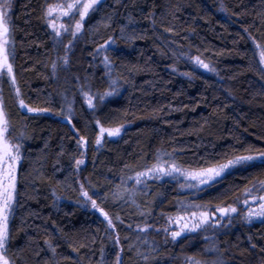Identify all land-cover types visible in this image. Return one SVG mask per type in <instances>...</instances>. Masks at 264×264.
<instances>
[{
	"label": "trees",
	"instance_id": "trees-1",
	"mask_svg": "<svg viewBox=\"0 0 264 264\" xmlns=\"http://www.w3.org/2000/svg\"><path fill=\"white\" fill-rule=\"evenodd\" d=\"M7 3L17 83L0 77V103L12 136L23 134L17 195L7 223L14 264H114L117 253L121 264H188L190 257L203 258L196 237L171 243L135 229L172 216L189 194L167 180H147L137 191L136 209L119 204L113 194L122 180L151 166L158 152L195 168L206 160L246 155L249 148L253 154L264 150L259 59L264 0H101L56 75L52 65L59 53L45 18L49 0ZM109 41L104 56L117 91L103 101L97 97L93 114L79 90L84 86L96 95L107 89L96 50ZM194 57L214 70L200 67ZM16 87L29 107L48 111L21 109ZM65 97L74 100L72 125L64 119ZM95 119L106 128L122 127L120 136L97 145ZM73 125L86 146L77 145ZM77 159L84 163L77 166ZM261 180L259 163L237 168L194 202L227 206ZM81 184L115 230L81 195ZM215 240L217 264H264V219L230 228Z\"/></svg>",
	"mask_w": 264,
	"mask_h": 264
},
{
	"label": "snow or ice",
	"instance_id": "snow-or-ice-1",
	"mask_svg": "<svg viewBox=\"0 0 264 264\" xmlns=\"http://www.w3.org/2000/svg\"><path fill=\"white\" fill-rule=\"evenodd\" d=\"M100 3V0H63V2L56 4H49L45 10V18H51L55 16V19H48L47 22L52 28L55 37L60 38L63 34H67L71 39L69 44L65 46L66 53L70 50L72 45V40H74L78 34L82 31L84 27V20L89 15L90 10H95V6ZM9 3L0 2V76L7 75L11 84L16 85V78L13 71V65L10 62V56L12 52L9 51V45L12 43L11 33L8 26V20L6 18L5 9L9 8ZM78 16V19H77ZM63 17H68L67 22H61ZM61 41L57 40V43ZM112 43V41H109ZM108 45H101V48L107 49ZM259 48L260 46L257 45ZM65 65L68 64L67 54L62 58ZM195 63L200 67L213 71L209 64L205 63L199 57H194ZM108 56H104L105 67L108 65ZM260 63L264 65V50L260 51ZM53 71L56 70V64L52 65ZM110 76V73H106ZM115 80H112L109 88L111 90L105 91L103 94L97 93L93 95L90 88L82 86L80 88V94L84 98L88 109L93 111L97 105L94 100L98 99L103 101L105 97L114 94ZM16 96L18 98L19 107L21 109H26L27 112L34 111H48L45 109H34L29 107L22 98H20L19 87L15 88ZM65 101L68 105V111L64 116L68 124L72 125V105L74 100L69 101L65 97ZM95 126L99 129L96 135L95 143L97 145L101 144L105 134L107 136H118L120 134V127L106 128L100 119L94 120ZM73 131L77 135V145L84 147L87 145L88 141L82 135H79V131L76 126L73 125ZM23 134L20 137H13L11 134V125L4 110L3 104L0 103V264H14V261L8 256V214L12 210L13 203L17 195V165L21 160V148H22ZM248 154L246 155H235L231 158H227L225 162L220 161H205L203 165H198L193 167H184L178 164L171 156L170 153H157L155 157V162L151 166L146 167L143 171L136 173L135 177H129V179H134L136 185L145 184L147 180L160 179L164 176L171 177L173 179L179 180L181 177L185 181L181 184V187L196 188L200 189L203 185L212 186L214 182H218V178L222 177L223 174L237 166L252 165L254 162H259L261 166H264V150L257 149L253 154L251 148L246 150ZM83 155V153L81 154ZM168 157V159H165ZM76 165L79 166L84 163L83 159H77L75 161ZM255 190V192L253 191ZM129 193V199L135 195V189H125ZM81 195L86 201H90L93 209H96L100 215L107 221V226L110 229L115 230V225L113 220L109 217L108 213L97 205L95 199H93L87 191L84 190V186H80ZM118 198L123 199V193H114ZM250 198V199H249ZM251 201V203H250ZM257 201H259L257 205ZM134 202V201H133ZM242 203L245 206L246 212L243 214V219L245 222H251L254 217L264 218V180L259 181V186L253 183L251 189L246 188L244 191V199ZM252 205H256L253 208ZM218 212L220 217L228 216L231 219L232 214L238 212V208L233 205L220 206L217 205L214 209ZM143 214V213H141ZM119 219V217H117ZM120 223H123L121 220ZM176 225V228H171L169 226H164L157 231H163L166 235H170L172 240H176L185 230L190 232H196L201 229H206L209 227H219L220 222L216 220L213 215V209L208 205L200 204H189L181 205V211L176 216H167L166 225ZM131 227V225H129ZM179 229V230H176ZM140 232H146L147 227H139ZM147 243V241H145ZM116 244H119V237H116ZM51 247V245H49ZM255 247V245H253ZM55 251V249H52ZM147 259V257H145ZM114 264H121V256L119 253L115 256ZM188 264H200L199 261L194 258L188 259ZM222 264V261L218 262Z\"/></svg>",
	"mask_w": 264,
	"mask_h": 264
},
{
	"label": "rangeland",
	"instance_id": "rangeland-1",
	"mask_svg": "<svg viewBox=\"0 0 264 264\" xmlns=\"http://www.w3.org/2000/svg\"><path fill=\"white\" fill-rule=\"evenodd\" d=\"M60 2H63V0H49L48 5L49 4H56V3H60ZM48 19H55V16H53L51 18H46V20H48ZM68 19H69L68 17H63L61 22H67ZM77 19H78V16H77ZM47 25H48L49 30L51 31V33L53 35L54 43L57 46L58 53H59V56L57 57L56 63H55L56 64V69H57L58 66H61V67L65 66L62 58L66 54H67V58L69 56L71 48L66 53L65 46H67L69 44V40L71 39V37H69L67 34H63L60 38H57V37H55V34H54L52 28L49 26L48 22H47ZM79 34H78V36H79ZM78 36L74 40H72V45L77 40ZM57 40H59L61 42L57 43ZM72 45H71V47H72ZM103 45H108L107 47H109L111 45V43L106 42ZM9 51H10V45H9ZM104 51H105V48L99 47L96 50V57L99 60L100 65L104 69V76H105V78L108 81V86H107V89L105 91H108V90H111L109 88V85H110L112 79L110 78L109 75H106V73H110V64L108 63L109 66L107 68L105 67ZM259 59H260V53H259ZM262 67L264 69V65H262ZM55 72H56V70H55ZM55 72H54V74H55ZM82 84H84V82ZM114 89H115L114 94L111 95V96H107L104 99L112 98L115 95V93L117 91L116 84L114 85ZM104 92H102V94ZM83 100H84V98H83ZM84 102H85V100H84ZM85 104H86V102H85ZM65 105L68 108V105H67L66 101H65ZM86 106H87V104H86ZM67 111H68V109H67ZM120 129H121L120 130V134H121L122 127H120ZM98 132H99V129H98ZM120 134L118 136H111V137H109V136H107V134H105L103 140L104 139H112V140L116 139V138H118L120 136ZM254 163H259V162L257 161V162H254ZM242 167H244V166H237L236 168L230 169V170L226 171L223 174V176L225 174H227L228 172L234 170V169L242 168ZM222 177L218 178V180L221 179ZM152 180H157V181L167 180V181L173 183L180 193L189 194L188 195L189 196L188 199L186 198L185 200H181V202H179L177 204V207L174 209V213L172 214L173 217L176 216L181 211V205H189V204L195 205V204H198V203L194 202V198H196V196L200 195L203 190H205V189L210 187L208 185H203V186L200 187L199 190L196 189V188H188L186 186L185 187H181V184L185 183V181L183 180L182 177L179 180H177V179H173V178L168 177V176H164V177H162L160 179H152ZM144 185L145 184L136 185L134 179L127 178L126 180H122L119 183V186L116 187L115 193H123L124 194V198L120 199L114 194H113V196H114L113 198H114V200H116L121 205H127V206L128 205H133V208L136 209L137 208V206L135 205L136 202H140V200H141V198L139 197V194L137 193V191L138 190H142L144 188ZM256 185L258 187L259 183H257ZM252 187H253V185L251 187H249V189H251ZM126 188L130 189V190L131 189H135V195L131 199H129V193L125 191ZM253 191L255 192V190H253ZM134 199L136 200L135 203L133 202ZM243 199H244V192L242 193V195H240L236 199V201H234L232 204H230V205L236 206L238 208V212L236 214H232L231 219H229L228 216L220 217L219 213L214 211L215 207L211 208V209H213L214 217L216 218V220H218L220 222L219 227H209V228H206V229L198 230L196 232H190V231L185 230L176 240H172L171 236L170 235H166L163 231H157V229H161L164 226H169L171 228H176V225L174 223L172 225H166V217L162 218V222L163 223L158 221V222H154V224H152V225L143 224V225L139 226V227H147L148 230L146 232H140L138 230V226L135 229H136L137 232L141 233L142 236H144L145 238H147L148 234L150 236H153V237L158 235L162 239H165V238L168 239L171 243L176 242L179 238L187 237V238H190V239H194L196 237L197 240L200 241L201 247L203 248V251L205 253L203 258H199L200 264H217V262H216V259H217L216 257L217 256L214 253V252H216V249H215L216 240H215V238H216L217 235H219L221 232L226 231V230H228L230 228H234V227H237V226L250 225V224H253V223H257V222H259V221L264 219V218H261V217H254L250 223L249 222H245V220L243 219V214L246 212V209H245L244 204L242 203ZM250 203H251V201H250ZM258 203H259V201H257V205H258ZM252 207L256 208V205H252ZM133 208L129 207V208H126V209H133ZM9 214H8V218H9ZM176 230H179V229H176ZM190 258H193V257H190ZM196 259L197 258H195V260Z\"/></svg>",
	"mask_w": 264,
	"mask_h": 264
},
{
	"label": "flooded vegetation",
	"instance_id": "flooded-vegetation-1",
	"mask_svg": "<svg viewBox=\"0 0 264 264\" xmlns=\"http://www.w3.org/2000/svg\"><path fill=\"white\" fill-rule=\"evenodd\" d=\"M5 3H7V2H9L10 0H3ZM6 18H7V20H8V26H9V17H8V15L6 14ZM1 77V76H0Z\"/></svg>",
	"mask_w": 264,
	"mask_h": 264
}]
</instances>
